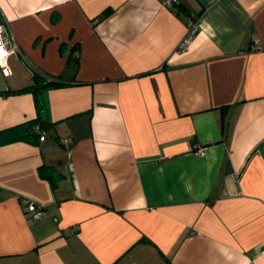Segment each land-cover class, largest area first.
Here are the masks:
<instances>
[{
	"label": "crops",
	"instance_id": "crops-1",
	"mask_svg": "<svg viewBox=\"0 0 264 264\" xmlns=\"http://www.w3.org/2000/svg\"><path fill=\"white\" fill-rule=\"evenodd\" d=\"M0 24L20 47L0 90V264H264V0H0ZM35 72L60 83L52 126L4 142L37 113L3 92Z\"/></svg>",
	"mask_w": 264,
	"mask_h": 264
},
{
	"label": "trees",
	"instance_id": "trees-1",
	"mask_svg": "<svg viewBox=\"0 0 264 264\" xmlns=\"http://www.w3.org/2000/svg\"><path fill=\"white\" fill-rule=\"evenodd\" d=\"M179 3L176 5L178 6ZM58 83L53 77L43 75L35 72L33 76V83L27 87H24L16 91H4L5 95L9 94H22L30 93L33 95L37 117L26 123L25 125L18 126L16 128L9 129L3 134L7 136L4 142L17 141L25 139L27 136H32L35 133L30 131V128L36 127L40 132H46L52 126L50 122L49 102H48V91L51 87H57ZM28 131V132H27ZM41 137V136H40ZM42 138V137H41ZM40 176L44 179L54 180L56 175L55 169L50 167H41L39 170ZM54 177V179H53Z\"/></svg>",
	"mask_w": 264,
	"mask_h": 264
},
{
	"label": "built area",
	"instance_id": "built-area-1",
	"mask_svg": "<svg viewBox=\"0 0 264 264\" xmlns=\"http://www.w3.org/2000/svg\"><path fill=\"white\" fill-rule=\"evenodd\" d=\"M179 3V0H164V5L166 7H175ZM198 29V23L195 21H190L189 31L186 33V37L180 43L179 51L183 52L190 45L195 32ZM254 49L260 50L261 46L256 41H254ZM20 53V47L13 37L10 28L6 24H0V77L8 78L11 75V59L13 56ZM75 56L79 57V52L75 51ZM43 139V137L41 138ZM60 143L64 148H67L69 145V139L65 138L60 139ZM206 148H199L195 151V155H204L206 153ZM25 211L30 215L34 220H40L47 216V212L44 206L38 205L32 201H25Z\"/></svg>",
	"mask_w": 264,
	"mask_h": 264
},
{
	"label": "rangeland",
	"instance_id": "rangeland-1",
	"mask_svg": "<svg viewBox=\"0 0 264 264\" xmlns=\"http://www.w3.org/2000/svg\"><path fill=\"white\" fill-rule=\"evenodd\" d=\"M7 80L3 77H0V90L5 89L7 87Z\"/></svg>",
	"mask_w": 264,
	"mask_h": 264
}]
</instances>
